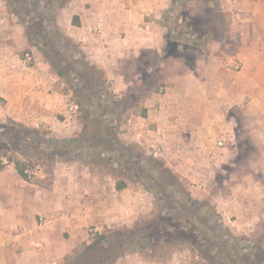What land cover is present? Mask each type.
<instances>
[{
  "label": "rangeland",
  "instance_id": "1",
  "mask_svg": "<svg viewBox=\"0 0 264 264\" xmlns=\"http://www.w3.org/2000/svg\"><path fill=\"white\" fill-rule=\"evenodd\" d=\"M1 1L3 2L4 13L8 16L7 22L11 23L10 25H13L12 23L19 24L23 28L24 37V24L30 26L35 23L38 27L40 26L33 13L28 12L33 10L31 6L24 8L19 4L18 0H0V3ZM60 1L62 9L58 11L56 23L57 20H61L62 24L67 27L68 20H70V25L73 26V17H77L79 21L78 16L71 12L70 8L75 11V9L88 7V4H84L83 0ZM49 2L53 3V0L42 1L40 6H49ZM217 4H219L221 10L228 18L225 32L222 30V32H215L210 44L207 47H201L200 51L192 48L188 50L178 49L181 51L180 60H178L179 56L176 52L172 51L174 48L167 46L165 47L166 54L159 52L161 56L155 57L157 59L156 64L146 69V65L139 64L133 59L121 60L117 66L109 68L91 64L92 61L88 59L87 46H83L84 44L73 40L59 28L75 45L73 49H69V56L88 63L92 69L87 70V73L93 74L109 95L114 97L115 100L124 98L126 95L131 97V100L125 97L123 101L128 107L118 106L113 117L109 119L112 129V141L114 142L113 149L116 150L110 151L108 145L103 143L97 148L89 145L85 151H81V154L84 165H88L93 173L108 175L107 181L111 183L112 187L114 186V189L116 183H120L124 185V188L132 196H136L138 210V213L127 221L126 225L128 226L124 224L110 227L103 226L97 231H94L92 226L86 227L84 232L85 234L87 233L88 237L83 236L84 239L82 241L76 242L73 251L67 256L81 252L83 247L91 242L94 234L102 233L104 229H131L133 227L136 229L144 226L145 221L151 218V213L157 212L154 207L156 188L151 180L161 181V186L167 187L171 183L169 174L181 182L182 195L183 191H186L193 199L208 200L219 217L221 233L224 234L231 244L235 245L234 247L231 246L230 249L237 251L242 261H244V257L251 252L253 253L254 250L259 256H261L259 249L264 251V149L262 144L258 142L261 139L257 135V124L254 120L252 121V118L256 117L255 114H252V111L257 106L251 104V94L243 90L248 77L256 76L261 81H264L263 75H254L255 66L253 63H256L258 51L254 50L250 53L248 58L250 65L247 66L243 59L245 51L235 47L234 43H232L234 47H230L227 50L231 57L225 61V65L239 76L233 80L234 92L232 97L228 100L222 99L223 101L216 107V114L207 115V117L212 118L210 121L214 122L213 128L216 129V132L212 131L214 136L212 137L213 140L209 142L210 146L208 144L209 148L212 147V151L214 148L216 153L219 154L218 156L216 154L217 157H214L213 160H211L212 154L204 157L196 156L192 146L193 142L189 135L190 128L186 124V117L180 119L181 114H177L178 111L191 108L193 105L189 104V100L184 95H181L183 92L177 95L169 89L173 88L174 84L172 81L177 76H180V78L186 76L199 57L203 56L206 58L209 55L211 45L215 43L222 45L227 38H230L233 42L239 39L240 32L237 27L243 23L242 19L232 16L229 10V0H217ZM186 5L192 15H203L205 5L202 1L191 0ZM40 10L44 11L42 8ZM51 12L47 15L53 17V9H51ZM104 15L105 12L96 15L94 21L97 22L100 16L105 18L106 16ZM106 22H109V20ZM215 27H218V24ZM69 29L72 31V28ZM92 35L95 41L93 43L100 44L101 33L94 34L92 32ZM26 43L27 48L22 51L18 50L16 53L20 59L29 60L31 59L29 54L31 47L28 45L27 40ZM222 47L223 51H221L225 52V47ZM34 51L40 55L41 60L55 76L41 54L35 49ZM259 52L261 53L262 51ZM153 57L143 54L142 62L148 65V63L153 62ZM193 57L195 58L193 64L188 65ZM261 59L264 64V56H261ZM31 63L29 62V64ZM245 69H250L254 72L248 73V71L245 72ZM56 79L57 92L64 96V104H66L67 110L69 105H73L76 108L75 118L70 119V122L73 123L71 127H74L75 131L71 134L72 137L80 133L83 124L88 123V120L86 121L83 118L86 108L84 105L79 107L76 104L81 97L78 96V92L71 91L67 81L58 77ZM254 82L257 83L256 81ZM163 97H165V103L162 102L163 110H165L163 118L172 124L177 123V121L183 122L182 134L184 137H181L180 140L173 137L165 139L161 135V133H165L164 127L159 126L157 123L148 124L151 118L147 119V111H160L158 99ZM174 97H176V100H174ZM0 105L5 108L7 102L0 101ZM248 113H251L249 114L251 119ZM192 119L194 124L196 119L194 117ZM17 125L23 126L8 116L6 118L0 117V158L5 161L3 157L5 155L6 158L23 162L27 166L29 175L34 173V176L31 175V178L25 181L26 188L33 189V187H36L43 193L47 192L53 181L52 171L55 168V164L61 161L71 162L73 155L66 157L55 156L53 149L45 145L44 142L33 144L31 140L19 141V138H22L23 135L17 134ZM147 125L149 131L153 132L154 135L148 133ZM37 129L42 134L43 139L51 138L53 140V138H56L53 136V131L48 130V127H39ZM91 129L90 125L89 129L83 133L85 138H89ZM207 132L209 133L210 131L207 130ZM136 134L145 136V139L140 138V144L135 142V140L133 142L130 140L131 136ZM154 136L155 138L158 137V139L152 142ZM147 140L151 141L147 143ZM248 142L251 144L247 145ZM120 145L124 147V156L119 158L118 155H120L122 149ZM151 145H157L159 148L156 158L151 155ZM215 158L218 160L215 161ZM76 161L80 162L79 160ZM4 163L5 165L10 164L13 166L7 161ZM167 189L169 188L167 187ZM176 189L178 190V188ZM145 205H147V208ZM125 217L128 218V215ZM181 237L182 235L178 233V236L167 238L168 242L164 243V237L161 236L158 242H154L152 248L148 247V249L138 252L128 250L121 258L128 254L136 253L145 260L162 263L168 262L173 258L178 262H183V264H230L228 259H224L227 252L219 249L210 250L207 246H201L200 250H198L190 242L181 241ZM79 238L81 239L82 237ZM40 254L42 258L39 262L44 261L42 263L44 264L49 261L50 264H53V255H44L42 251ZM153 256H156L157 259L152 260L151 257ZM65 257L58 264H64ZM90 259L92 260L94 257H90ZM90 259L86 260L85 264L91 263Z\"/></svg>",
  "mask_w": 264,
  "mask_h": 264
},
{
  "label": "crops",
  "instance_id": "2",
  "mask_svg": "<svg viewBox=\"0 0 264 264\" xmlns=\"http://www.w3.org/2000/svg\"><path fill=\"white\" fill-rule=\"evenodd\" d=\"M168 1L83 0L88 7L74 8L75 11L69 9L78 16V27L71 26L70 20L68 27L61 20H57V25L67 36L87 46L91 64L109 68L117 66L121 60L136 59L142 50L160 52L163 31L159 21ZM229 3L232 16L241 18L243 22L237 27L240 32L239 39L233 42L227 38L222 45H211L209 55L206 58L199 57L186 76H177L172 81L173 88H169L177 95L183 92L181 95L193 105L177 114H181L180 119L186 117L196 156L212 154L211 160L219 154L214 148L212 151V147H208L216 129L213 128L214 122L210 121L212 118L207 115L216 114V107L222 99L228 100L232 97L233 80L239 76L225 65V61L231 57L228 48L235 46L245 51L243 59L247 66L250 65V53L257 50V60L253 63L256 69L254 75L264 76L261 59L264 56V0H229ZM2 6L1 1L0 101H6L7 105L5 108L0 105V117L8 116L28 128L48 127L56 138H70L75 131L71 127L73 123L70 122L64 96L57 92L56 77L33 48L29 49L31 59H20L16 52L27 48L23 28L19 24L10 25L7 22L8 16ZM101 12H105L106 17L100 16L97 22L94 21V17ZM96 28L101 33L100 44L93 43L95 41L92 32ZM222 46L225 47V52H222ZM245 70L248 73L254 72ZM256 78L248 77L243 90L251 94V104L257 106L252 111L256 115L252 121L257 124V135L261 139L258 142L264 149V81ZM158 101L160 111H147V119L151 118L148 124L157 123L164 127L165 133H161L163 138L173 137L180 140L184 137L183 122L168 123L163 118L165 110L162 104L165 103V97ZM249 114L251 113H248L251 119ZM192 117L196 119L194 124ZM147 131L154 135L149 131L148 125ZM140 138L145 139V136L136 134L130 140L140 144ZM154 138L152 142L158 139ZM149 141L151 140H147V143ZM52 172L50 189L43 193L36 187L27 189L26 182L19 178L10 164H6L0 171V264H42L44 261L39 262L42 258L41 251L44 255H53V264H58L73 251L76 242L82 241L83 236L88 237L84 232L86 227L92 226L97 231L103 226L126 225L138 213L136 196H132L126 188L115 190L107 181L108 175L93 173L88 165L76 160L61 161L55 164ZM44 264L50 263L48 261ZM115 264L183 262L173 258L164 263L148 261L136 253H131Z\"/></svg>",
  "mask_w": 264,
  "mask_h": 264
},
{
  "label": "trees",
  "instance_id": "3",
  "mask_svg": "<svg viewBox=\"0 0 264 264\" xmlns=\"http://www.w3.org/2000/svg\"><path fill=\"white\" fill-rule=\"evenodd\" d=\"M18 1L24 8L31 6L33 10L28 12H32L40 23L39 27L35 23L30 26L24 24L28 45L41 54L56 77L67 81L72 92L79 93L78 96L81 98L76 104L79 107L85 106L86 113L83 118L88 120V123L82 125L79 134L70 138H53V140L51 138L43 139L38 129L17 125V134L23 135L19 141L31 140L33 144L44 142L45 145L53 149L55 156L73 155L72 161L79 160L83 164L81 151H85L89 145L97 148L104 143L108 145L110 151H115L109 119L113 117L118 106L127 108V104L123 102L124 98L131 100V97L126 95L124 98L115 100L93 74L87 73V70L92 69L88 63L69 56V49H73L75 45L60 31L56 23L58 11L62 9L60 0H53V3L49 2V6L45 5L44 7L40 6V2L45 0ZM189 1L191 0H169L159 21L163 30L164 46L160 53L165 55V47L171 46L174 48L172 51L179 56L178 60L181 58V51L178 49L192 48L200 51L201 47H207L210 44L215 32L226 31L228 22V18L217 4V0H200L205 5L203 15H192L186 5ZM51 9H53V17L47 15L52 13ZM216 24L218 27H215ZM72 25L79 26L77 17L72 18ZM160 53L153 50H142L139 56L133 60L146 65L145 69L151 68L157 62L155 57L161 56ZM143 54L154 56L153 62L148 65L142 62ZM194 60L193 57L188 65H192ZM90 125L91 134L89 138H85L83 133L89 129ZM250 144L247 143V145ZM120 148L122 149L118 155L119 158L124 156V147ZM3 157L7 163L13 165L19 178L24 181L28 179L27 166L23 162L6 158L5 155ZM5 161L0 158V171L5 167ZM169 176L171 178V183L167 186L169 189L162 187L161 181L151 180L156 188L154 207L157 212L151 213V218L145 221L144 226L136 229L135 227L116 230L104 229L102 233H95L91 242L85 245L81 252L66 256L64 264H85V261L90 257H94V259H90L91 263L89 264H114L128 250L144 251L148 247L152 248L154 242H158L161 236L166 238H163V242L167 243V238H174L178 236V233L182 235L181 241L190 242L198 250L201 246H207L210 250L219 249L227 252L224 259H228L230 264H264L262 249H259L261 256L256 254L253 249V253L248 254L242 261L237 251L230 249L235 245L231 244L221 233L219 217L208 200L193 199L186 191H183L182 195L181 182L171 174ZM115 189L120 191L124 189V185L116 183ZM151 259H157V257L153 256Z\"/></svg>",
  "mask_w": 264,
  "mask_h": 264
},
{
  "label": "built area",
  "instance_id": "4",
  "mask_svg": "<svg viewBox=\"0 0 264 264\" xmlns=\"http://www.w3.org/2000/svg\"><path fill=\"white\" fill-rule=\"evenodd\" d=\"M93 33L97 34V33H100V31H99L98 28H96V29L93 30ZM75 111H76V108L73 105H69L68 106L69 117H70L71 120L73 118H75ZM158 152H159V148L157 147V145H151V155L154 158H156ZM26 174L28 175V178H31V175L34 176V173H31V175H29L28 171H26Z\"/></svg>",
  "mask_w": 264,
  "mask_h": 264
}]
</instances>
